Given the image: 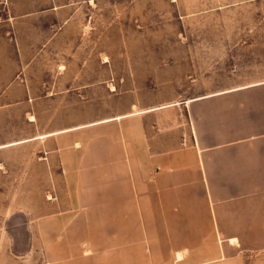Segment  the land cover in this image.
I'll return each mask as SVG.
<instances>
[{
    "label": "rangeland",
    "instance_id": "374dc122",
    "mask_svg": "<svg viewBox=\"0 0 264 264\" xmlns=\"http://www.w3.org/2000/svg\"><path fill=\"white\" fill-rule=\"evenodd\" d=\"M166 104L189 141L264 127V0H0V143L37 136L0 149L6 211L30 221L64 201L40 135ZM216 264H264V251Z\"/></svg>",
    "mask_w": 264,
    "mask_h": 264
},
{
    "label": "crops",
    "instance_id": "0c3cea01",
    "mask_svg": "<svg viewBox=\"0 0 264 264\" xmlns=\"http://www.w3.org/2000/svg\"><path fill=\"white\" fill-rule=\"evenodd\" d=\"M174 109H132L40 135L65 197L35 220L22 207L6 211L12 176L1 160L0 264H216L264 251V127L237 135L228 122L225 133L195 129L189 141Z\"/></svg>",
    "mask_w": 264,
    "mask_h": 264
},
{
    "label": "bare ground",
    "instance_id": "6f19581e",
    "mask_svg": "<svg viewBox=\"0 0 264 264\" xmlns=\"http://www.w3.org/2000/svg\"><path fill=\"white\" fill-rule=\"evenodd\" d=\"M194 99H189V101H193Z\"/></svg>",
    "mask_w": 264,
    "mask_h": 264
}]
</instances>
